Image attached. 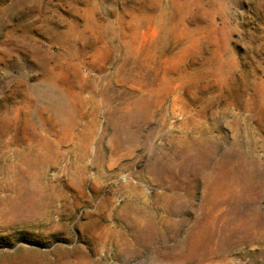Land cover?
Segmentation results:
<instances>
[{
  "label": "rangeland",
  "instance_id": "1",
  "mask_svg": "<svg viewBox=\"0 0 264 264\" xmlns=\"http://www.w3.org/2000/svg\"><path fill=\"white\" fill-rule=\"evenodd\" d=\"M0 264H264V0H0Z\"/></svg>",
  "mask_w": 264,
  "mask_h": 264
}]
</instances>
